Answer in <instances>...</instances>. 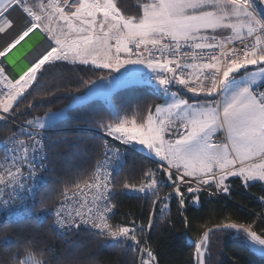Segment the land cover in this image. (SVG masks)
Returning <instances> with one entry per match:
<instances>
[{"label": "snow or ice", "instance_id": "obj_1", "mask_svg": "<svg viewBox=\"0 0 264 264\" xmlns=\"http://www.w3.org/2000/svg\"><path fill=\"white\" fill-rule=\"evenodd\" d=\"M96 69L103 70L96 79L78 78V95L65 108L17 124L43 107L37 98L68 91L49 87L50 80ZM138 87L149 89L151 103L123 108L112 100L118 90ZM97 97L108 101L106 112L66 118ZM61 120L73 131L79 123L95 129L102 159L94 170L66 178L56 202L41 199L46 210L36 220L51 219L59 236L85 233L106 247H126L139 254L133 264H160L145 238L158 204L164 219L174 199L188 228L184 210L188 201L199 205L202 193L227 197L236 182L245 190L264 187V0H141L134 12L118 0H0V129L11 133L0 140V209L11 211L30 196L31 206L25 202L16 216L31 217L38 171L48 170L55 149L80 146L46 135ZM125 152L153 165L136 182L118 179ZM164 187L170 191L161 197ZM118 193L150 199L146 222L113 223ZM258 199L264 205V195ZM256 220L259 226L224 222L203 231L193 242L192 264H205L216 231L234 230L264 255V213ZM12 223L9 217L0 227ZM20 243L29 258L17 256L14 264H61L39 235Z\"/></svg>", "mask_w": 264, "mask_h": 264}, {"label": "trees", "instance_id": "obj_2", "mask_svg": "<svg viewBox=\"0 0 264 264\" xmlns=\"http://www.w3.org/2000/svg\"><path fill=\"white\" fill-rule=\"evenodd\" d=\"M118 2L127 12H134L137 7L135 0H118ZM78 67L83 68L84 66ZM101 71L103 70L79 71L76 74L65 72L63 77H58L54 81L50 80L49 87L59 86L62 89L67 88L68 91H61L46 100L37 98L34 103L42 104L43 107L37 108L31 116H20L17 124L23 123L26 118H32V116H43L49 110L57 112L65 108L70 103L71 96L78 95L75 92L78 87V78L83 76L96 79V73ZM148 93L147 87L120 89L112 96V100L123 108H135L137 103L152 102L153 97ZM109 107L108 101L95 98L83 104H76L67 111L66 118L79 116L86 119L89 113L106 112ZM73 127L78 130L73 131L65 124L64 120H61L46 132L48 136L55 137L59 134L61 137L71 138L74 143L78 142L80 146L71 149H55V159L48 165V170L38 171L35 187L39 195L36 198V208L32 216L17 218L16 212L24 208L19 203L13 205L14 212H5L0 209V221L9 217L13 221L11 227H0V264H14L17 256L21 260L28 259V250L20 252L23 247L20 241L24 236L29 235H39L46 240L52 248L50 255H55L61 264H133L134 259L138 257V253L126 247L124 249L106 247L105 242L98 241L95 237L85 233L59 236L51 229L53 223L51 219L46 222L36 220V217L42 215L46 210L39 202L41 199L56 202L59 192L64 188L66 178L81 170H94L96 162L102 159V142L96 135V130L83 123L74 124ZM10 134L4 129H0V140L6 139ZM2 153L3 146L0 145V159H2ZM49 155H52V151L49 152ZM36 163L39 164V161L37 160ZM123 164L118 179L131 177L132 182H136L142 168L153 167L151 162L142 159V154L138 152H125ZM237 183H233L232 194L227 198L209 197L202 193L199 205L188 201V206L184 210L190 222L188 228L184 226V218L179 215L178 205L174 199L170 202V209L166 210L164 219H160L159 208L162 205H157L154 217L155 227L150 233L145 234V238L150 240L151 247L158 253L160 264H192L194 240L203 231L214 228L217 223L256 221L259 226L256 217L258 214L264 213V205L258 197L264 195V187L257 184L245 190L238 187ZM161 189V197L170 191L168 187ZM25 202L28 206L32 204L30 197L25 199ZM25 202L22 204L25 205ZM116 202L119 207L113 223H124L126 218L127 221H130L133 217L137 223L146 222L150 199L138 193H129L128 195L118 193ZM225 217L231 219L225 220ZM17 219L20 220L19 223H15ZM6 237L13 241L11 245L4 243ZM205 264H264V255H257L251 251L244 245L243 237L236 235L234 231H216L214 235H211Z\"/></svg>", "mask_w": 264, "mask_h": 264}, {"label": "rangeland", "instance_id": "obj_3", "mask_svg": "<svg viewBox=\"0 0 264 264\" xmlns=\"http://www.w3.org/2000/svg\"><path fill=\"white\" fill-rule=\"evenodd\" d=\"M141 2V0H135V5L137 6L139 3ZM256 2H257V4L258 3H260V0H256ZM135 10H136V8H135ZM134 10V11H135ZM97 98H99V97H97ZM95 98H93V99H91V100H94ZM101 99H103V98H101ZM103 100H105V99H103ZM107 101V100H106ZM58 112V111H57ZM162 192V189H161V191H160V193ZM23 195V194H22ZM30 196H26L25 197V199H27V198H29ZM17 203H19V205H21L22 207H25V205H23L22 203L23 202H20V201H18ZM16 203V204H17ZM21 203V204H20ZM17 206V205H16ZM2 211H5V210H3V209H1ZM17 210H18V208H17ZM23 210H24V208H23ZM23 210H19V211H17V212H23ZM5 212H7V211H5ZM11 212H14V210L12 209L11 210ZM18 218V217H17ZM244 245H246V247H248L247 246V244L244 242ZM251 251H253L254 253H256L257 255H261L262 256V254H260V252H258V251H256V250H254L253 248H250V247H248Z\"/></svg>", "mask_w": 264, "mask_h": 264}, {"label": "built area", "instance_id": "obj_4", "mask_svg": "<svg viewBox=\"0 0 264 264\" xmlns=\"http://www.w3.org/2000/svg\"><path fill=\"white\" fill-rule=\"evenodd\" d=\"M220 197H223V196H216L215 198H220ZM228 197V196H227ZM227 197H224V198H227Z\"/></svg>", "mask_w": 264, "mask_h": 264}, {"label": "crops", "instance_id": "obj_5", "mask_svg": "<svg viewBox=\"0 0 264 264\" xmlns=\"http://www.w3.org/2000/svg\"><path fill=\"white\" fill-rule=\"evenodd\" d=\"M15 15V14H14ZM20 67H23V63H21ZM18 70V69H17ZM187 95H191V94H187Z\"/></svg>", "mask_w": 264, "mask_h": 264}, {"label": "water", "instance_id": "obj_6", "mask_svg": "<svg viewBox=\"0 0 264 264\" xmlns=\"http://www.w3.org/2000/svg\"><path fill=\"white\" fill-rule=\"evenodd\" d=\"M229 231H234V230H229ZM205 257H206V255H205Z\"/></svg>", "mask_w": 264, "mask_h": 264}, {"label": "bare ground", "instance_id": "obj_7", "mask_svg": "<svg viewBox=\"0 0 264 264\" xmlns=\"http://www.w3.org/2000/svg\"><path fill=\"white\" fill-rule=\"evenodd\" d=\"M260 3H258V5H259Z\"/></svg>", "mask_w": 264, "mask_h": 264}]
</instances>
